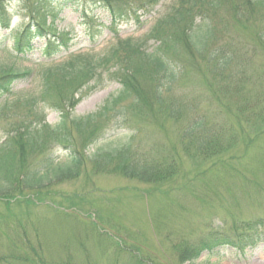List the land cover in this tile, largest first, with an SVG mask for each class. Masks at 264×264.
I'll list each match as a JSON object with an SVG mask.
<instances>
[{
  "label": "rangeland",
  "instance_id": "1",
  "mask_svg": "<svg viewBox=\"0 0 264 264\" xmlns=\"http://www.w3.org/2000/svg\"><path fill=\"white\" fill-rule=\"evenodd\" d=\"M171 1L165 0V7ZM35 3L9 1L11 36L34 19ZM219 4L218 10L207 13L214 42L196 54L178 39L177 55L169 56L177 79L163 100L166 105L171 101L179 105L176 120L152 101L155 80L143 70L137 84L151 101L131 115L124 131L110 138L112 148L132 139L137 159L170 164L175 168L173 175L157 183H142L118 174L95 173L85 162L77 179L34 191L26 198L27 194L0 201V264H181L183 243L193 244L217 227L229 233L235 223L264 216V11L253 6L237 9L244 6L243 0H219ZM49 8L59 10V5H46ZM163 10L150 16L138 12L139 21L130 11L115 22L100 10L87 17L80 11L63 10L55 20L47 18V24L55 21L48 36L73 29L70 50L101 57L116 42L112 35L136 40L163 18L167 9ZM168 26L174 39L176 28L182 34V26ZM89 36L96 40L93 50ZM46 41L35 39L34 47L39 51ZM225 45L222 52L233 60L220 68L209 53ZM5 46L12 48V41L0 45V64L7 62ZM156 46L149 42L148 52ZM59 56L64 58L58 62L65 59ZM19 58L20 70L32 68L38 73L43 68L38 54L25 61ZM40 83L36 74L33 82L14 87V96L0 109V143L6 139L13 112L22 114L19 101L36 96ZM119 90L118 83L110 82L90 96L83 91L82 100L74 94L81 102L73 114L96 112ZM58 121L59 114H47V124ZM193 122H200V127L184 138ZM63 155L59 149L58 157ZM228 249L203 253L193 264H264V241L243 244V251Z\"/></svg>",
  "mask_w": 264,
  "mask_h": 264
},
{
  "label": "trees",
  "instance_id": "2",
  "mask_svg": "<svg viewBox=\"0 0 264 264\" xmlns=\"http://www.w3.org/2000/svg\"><path fill=\"white\" fill-rule=\"evenodd\" d=\"M0 0V11H3ZM26 1V0H25ZM39 5L45 0H33ZM63 1L78 9L80 1L84 0H54ZM99 4L110 11L121 0H87ZM244 6L264 9V0H243ZM174 3V2H172ZM156 23L150 34L144 40H154L158 44L153 52H146L143 45L131 39L118 41L101 57L76 55L56 66L44 67L39 73L41 78L40 91L36 97L25 104L24 113L13 116L9 122L8 137L0 146V197L13 199L16 195L26 192L41 191L52 185L79 178L85 162L91 165L95 173L118 174L126 179L142 183H157L169 179L175 168L168 164H158L149 159H137L129 143H116L112 148L109 143L96 144L103 135L112 128L127 124L131 115L142 110L148 100L137 84V76L143 70L150 73L155 80L154 97L152 100L160 106L171 120H176L179 105L171 101L166 105L163 96L171 90L170 85L176 81V74L170 66V55L176 54L175 44L180 42L196 54H201L209 42H214L213 27L205 21L195 23L193 13L202 8L209 11L219 9V0H176ZM85 9V8H83ZM3 21L5 12L2 13ZM39 22L27 26L18 39V50H28L30 38L42 36L49 29L46 18L39 16ZM171 27L178 28L175 36L167 31ZM52 26V25H50ZM228 47V45H225ZM221 56V57H220ZM230 57V56H229ZM221 54L219 49L209 53V59H218L220 68L228 65L230 58ZM136 64V67L133 65ZM100 69L99 72H96ZM30 76L28 69L20 71L15 61L0 64V95L6 93L16 81L26 80ZM53 79L57 80L54 82ZM114 79L121 85L117 95L108 99L96 112L77 116L73 110L78 101L74 94L80 97L89 83L102 85L105 81ZM79 99V98H78ZM151 101V100H149ZM59 113V121L55 125L45 122L44 110ZM129 116V118H128ZM195 123L184 137H191L195 129L200 127ZM53 147H61L66 155L59 160L50 155ZM93 147L90 155L85 151ZM201 150V149H200ZM202 154V153H201ZM207 157V155H205ZM263 235L264 218L245 222L241 227L233 226L229 233L219 230L200 238L196 243H183L180 247L179 262L193 264L202 252H212L220 245H242L249 236Z\"/></svg>",
  "mask_w": 264,
  "mask_h": 264
}]
</instances>
